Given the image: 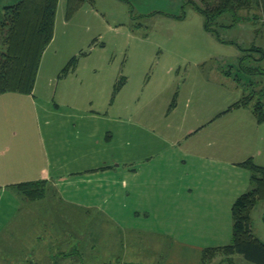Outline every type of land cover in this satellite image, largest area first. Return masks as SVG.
I'll list each match as a JSON object with an SVG mask.
<instances>
[{"label":"rangeland","instance_id":"374dc122","mask_svg":"<svg viewBox=\"0 0 264 264\" xmlns=\"http://www.w3.org/2000/svg\"><path fill=\"white\" fill-rule=\"evenodd\" d=\"M19 1L0 0V11L4 6ZM163 1L129 0L127 3L122 0H84L76 12L68 17L71 22L66 31H61L60 23L55 43L60 44L62 49L67 43H70L69 47L73 46L72 57L78 56L75 69L82 76L81 82L86 84L85 89L80 86L76 74L73 76L68 73L69 78L62 76V79L58 78L51 86L47 77L42 86L43 96L38 94L37 97L39 116H34L32 108L24 110V107H20L21 112L10 118L12 130L19 135L22 147L30 149L35 141L38 144L43 137L45 142L40 143V146L44 148L46 143L50 151L46 120L49 119L53 127H57L64 115L62 123L69 124L60 123V130L66 127L67 132L73 136L77 130L73 126L82 123L80 117L96 113L99 117L90 123V127L95 128L94 124L99 123V132L95 135L96 140L101 138L100 152L110 160L107 164L111 162L112 156L122 164L126 163L128 157L130 162L129 152L131 158L139 160L137 162L141 165L143 174L136 179L147 181L141 187L146 199L151 194H160L161 183L157 182L163 179L159 174L167 171V158H170L174 178H183V171L189 169L200 154H206V158L213 157L221 149L228 156L233 152L239 154L240 159L254 155L255 161L264 164V122H258L250 107L226 112L253 90L257 94L261 91L259 95L264 98V75L251 77L237 71L239 57L243 55L238 45L244 49L253 45L264 48V11L254 12L258 15L257 19L247 21L241 18L238 24L228 28H220V25L233 24V18L230 14L222 16L215 27L222 39L234 44L222 43L204 29V17L192 6L184 8V5L178 3L179 0H175V6H171L172 0ZM130 9L133 10L134 18L140 13H162L147 15L148 17L132 20L131 23ZM183 13V20L169 18ZM246 14V11L243 12V15ZM65 15L67 16V11ZM248 15L252 16V12ZM81 53L86 54L80 56ZM259 57L258 53L254 54V58ZM71 58L66 61L67 64ZM247 64L264 69V61L257 64L256 60H248ZM94 68L101 70L97 74L91 73ZM85 72L88 75L84 76ZM228 72L229 76L226 75ZM252 82L255 88L250 86ZM65 87L68 88L64 91ZM60 102L63 106L58 108L57 104ZM72 105L79 110H75ZM74 113L77 118H66L74 116ZM60 130L58 127L55 132ZM105 130L111 131L106 133ZM103 134L112 136V140H105ZM162 150L167 152L165 162L158 156ZM208 161L211 165L212 161ZM149 170H152L151 174L148 173ZM212 172L221 176L222 171L218 172L217 165H208L209 176L213 175ZM16 194L20 193L16 191ZM55 194L54 189L47 187L43 198L29 202L22 196V200L25 204H31L29 208L35 207L46 211L47 215L51 214V224H69L71 227L79 221L78 228L85 225L87 230L83 228L82 231H88L85 232L87 246L92 244L95 248L99 247L81 251L84 259L74 256L62 264H82L84 260L85 264H98L88 254H103L105 244L107 248H110L109 244L112 248L115 247L117 256L122 257L117 260L120 261L127 252L123 241H120L124 237L125 226L148 228L155 232L146 238L152 243L144 239L142 241L146 243H141L139 238L144 236L135 237L138 240L135 253L139 256V264H164L170 238L180 236V231L186 232L188 228L183 223L185 219L178 214L170 215V212L165 219L138 215L135 218L116 219L117 232H114V223L101 214L97 216L91 212L78 218V213L71 208L66 214L68 208L56 202ZM137 204L132 202L131 210ZM197 205V211H210L214 217L211 233L206 235L209 239L208 248L229 244L233 221L228 205L226 207L217 198L208 202V206ZM22 209H28V205ZM58 209L63 210L68 218L55 217V210ZM253 217L254 232L264 238V200L255 208ZM25 221L27 223L23 222L22 228L28 226L29 219ZM105 228H110L112 234H108L109 230ZM106 250L109 252V249ZM23 253L27 254L28 251ZM12 257L13 255L10 258ZM231 258L234 264H255L242 255L237 254ZM29 261L27 255H24L20 263L30 264ZM218 262L231 264L224 256H218L215 263ZM5 263L7 264L6 260Z\"/></svg>","mask_w":264,"mask_h":264},{"label":"crops","instance_id":"0c3cea01","mask_svg":"<svg viewBox=\"0 0 264 264\" xmlns=\"http://www.w3.org/2000/svg\"><path fill=\"white\" fill-rule=\"evenodd\" d=\"M122 1L129 3V0ZM186 1L179 0L178 3L184 5ZM163 2L161 0V3ZM175 5L176 1L172 0L171 6ZM67 7L68 0H58L54 37L42 56L32 94H0V264H6L5 260L7 264H21L20 260L24 255H27L30 264H62L63 261L74 256L78 259H84L85 256L81 251L99 248H95L92 244L87 246L85 232L88 231H82L83 228L87 230L85 225L78 228L79 221L71 227L69 224L67 226L54 225L50 221L51 214L47 215L46 211L35 209V207L29 208L31 204H25L22 195L16 194L18 191L16 185L28 182H44L49 189H54L56 202L68 208L66 214L71 208L78 213L76 214L78 218L86 214L89 215L91 212L97 216L103 215L116 226L114 232H117L116 219L135 218L136 215L165 219L167 213L171 212L170 215L173 216L178 214L182 219H185L183 223L188 228L186 232L180 231V236L170 238L169 251L164 264H202L203 252L209 245V239L206 235L211 233L214 217L210 211H204V209L201 212L197 211V203L208 206V202L210 203L212 199L217 198L222 200L226 207L228 205V209L231 211V207L237 198L253 188L252 174L241 163L251 158L256 164L264 166L263 163L254 160V155L248 156L247 159L246 157L240 159L238 158L239 154L233 152L228 156L226 151L221 148L213 157L206 158V154H200L198 160L193 162L189 169L183 171V178L181 176L173 177L170 158H167L166 161H169L167 171L159 174L160 178L163 179L157 182L161 183L160 194H151L146 199L141 187L146 184L143 182L147 181L136 179L143 174L141 165L137 162L139 160L131 158L132 155L129 152L130 162L128 161L129 157L126 163L122 164L112 156L111 162L107 164L110 160H107V156L100 152L101 138L96 140L97 136L95 135L99 132V123L94 124L95 128L94 126L90 127V123L95 122L93 120L98 114L88 113L87 116H81V125L73 126V129L77 128L73 136L67 132L66 127L60 130V123L61 125L69 124V122L62 123L64 115L61 116L57 127H53V123L49 119L46 120V134L51 145L50 151H48L46 143L44 148L40 146V143L45 142L43 137L39 139L38 144L35 141L30 149L26 146L22 147L19 135L12 130L13 124L10 118L21 112L20 107L21 109L24 107V110L32 108L34 109V116H39L37 97L38 94L43 96V82L49 77L48 83L51 86L58 78L62 79V70L73 55L71 52L73 46L69 47L70 43H67L63 49L59 47L60 44L55 43L57 42L60 23L62 25L61 31H66L70 25L71 18L65 15ZM156 13L162 12L140 13L134 18L133 10L130 9L131 18L129 21L132 23V20H142V18L148 17L147 15L153 16ZM177 16L179 15L174 14L169 18L176 20L178 19ZM252 26L254 27V24ZM82 54L86 53H81L80 56ZM100 70L101 68H94L91 73L97 74ZM70 73L73 76L76 74L77 79L80 80V86L85 89L86 84L81 82L82 76L78 75V71L74 68ZM83 74L84 76L88 75V72ZM67 88L65 87L63 90L65 91ZM86 95L90 96L88 93ZM60 106H63L62 102L57 104L58 108ZM74 109L79 110L77 106ZM66 118L75 119L77 114L74 113V116L71 115ZM58 127L60 131L55 132ZM110 131L105 130L104 132L110 133ZM103 136L105 140H112V136L109 137L108 134H103ZM165 152L162 150L158 154L163 161ZM208 159L212 161L211 165ZM150 163L151 161L148 164ZM208 165L211 167L217 165L218 172L222 171L221 176L214 175L213 172L211 173L213 175L209 176ZM151 172L152 170L148 171L149 174ZM218 191L220 193L216 194ZM263 200H260L258 204ZM132 202L138 204L131 210ZM25 205H28V209L23 210ZM255 208L251 215L252 232L264 242V238L258 236L253 229ZM55 213V217L68 218L63 210H55ZM27 219H29L28 226L22 228L23 222L27 223L25 221ZM105 230H109L108 234H112L110 228H105ZM121 230L120 232L123 234V229ZM154 233L148 228L139 229L125 226L124 237L122 240L120 239L123 241L125 250H127L123 259L117 261L118 258L122 257L117 256L115 247L112 248L110 244V248H107L105 244L103 254L96 252L88 255L98 264H139V256L135 253L138 240L135 237L144 236L142 239L139 238L141 243H146L142 241L143 239L151 242L146 238ZM231 240L232 235L229 241L231 242ZM109 242L108 239L107 243ZM106 249H109V252ZM25 250L28 251L27 254L23 253ZM11 251L12 254H9ZM12 255L13 257L10 258ZM217 257L212 264H219V262L215 263Z\"/></svg>","mask_w":264,"mask_h":264},{"label":"trees","instance_id":"16d2710c","mask_svg":"<svg viewBox=\"0 0 264 264\" xmlns=\"http://www.w3.org/2000/svg\"><path fill=\"white\" fill-rule=\"evenodd\" d=\"M84 0H68L67 15L71 17ZM185 6H192L204 17V28L222 43H233L222 39L215 27L218 19L230 14L233 24L220 25V28L233 27L241 18L251 21L257 19V10L264 11V0H187ZM58 0H20L4 6L0 11V94L18 93L32 94L40 62L44 51L54 37V28ZM246 11V15L243 12ZM252 12V16L248 15ZM184 19L185 13L177 16ZM237 71L249 76L264 75L260 66L247 64L248 60H256L257 64L264 61V49L253 45L241 48ZM258 53L259 58H254ZM78 57H73L62 70V76L75 68ZM233 68V66H230ZM228 72L226 75L229 76ZM240 81V79H238ZM254 82L250 84L252 88ZM261 91H259L260 94ZM253 90L240 101L234 103L228 111L241 107H250L258 122H264V98ZM255 102V103H253ZM227 111V112H228ZM252 174L253 188L237 198L231 207L232 240L222 247L207 248L203 252L202 264H212L218 256L223 255L227 261L234 264L232 256L242 255L246 260L255 264H264V242L252 232V211L258 202L264 199V166L256 164L253 159L241 163ZM19 193L27 201L43 198L47 192L44 182H28L16 185ZM85 261V260H84ZM82 264H85V262Z\"/></svg>","mask_w":264,"mask_h":264}]
</instances>
